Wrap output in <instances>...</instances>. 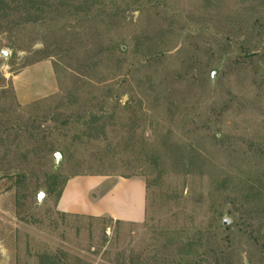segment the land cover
Segmentation results:
<instances>
[{"label": "rangeland", "instance_id": "1", "mask_svg": "<svg viewBox=\"0 0 264 264\" xmlns=\"http://www.w3.org/2000/svg\"><path fill=\"white\" fill-rule=\"evenodd\" d=\"M6 1L0 264H264V0ZM98 175L144 179L145 219L58 210Z\"/></svg>", "mask_w": 264, "mask_h": 264}, {"label": "crops", "instance_id": "2", "mask_svg": "<svg viewBox=\"0 0 264 264\" xmlns=\"http://www.w3.org/2000/svg\"><path fill=\"white\" fill-rule=\"evenodd\" d=\"M14 89L21 104L54 94L58 89L49 61L33 64L14 76ZM146 181L140 177L76 176L65 184L58 210L69 214L108 216L124 222L146 217Z\"/></svg>", "mask_w": 264, "mask_h": 264}, {"label": "trees", "instance_id": "3", "mask_svg": "<svg viewBox=\"0 0 264 264\" xmlns=\"http://www.w3.org/2000/svg\"><path fill=\"white\" fill-rule=\"evenodd\" d=\"M10 8L9 3L6 0H0V15H3L5 17H7L9 14H7V12L9 11L8 9ZM1 19V18H0ZM2 20V19H1ZM6 20V19H5ZM54 174L56 175V173L54 172ZM53 174V176H54ZM65 186V185H64ZM64 187L60 190H58V196L59 198L61 197L62 191H63ZM50 191H56V187H54V185H50L49 189ZM67 214V213H66ZM76 216H80L81 214H75ZM83 216V215H81ZM85 216V215H84ZM120 221V220H118Z\"/></svg>", "mask_w": 264, "mask_h": 264}, {"label": "water", "instance_id": "4", "mask_svg": "<svg viewBox=\"0 0 264 264\" xmlns=\"http://www.w3.org/2000/svg\"><path fill=\"white\" fill-rule=\"evenodd\" d=\"M1 54H2V56L6 57V58L9 57V53H8V51H6V50H3ZM55 157H56V163L59 164V162H60V160H61V158H62V153H61V152H57V153L55 154ZM43 196H44V193L41 192V193L39 194V198L41 199ZM230 222H231L230 219H225V220H224V224H225V225H229Z\"/></svg>", "mask_w": 264, "mask_h": 264}]
</instances>
